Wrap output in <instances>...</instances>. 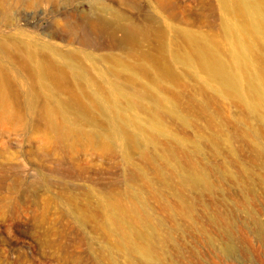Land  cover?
I'll list each match as a JSON object with an SVG mask.
<instances>
[{
  "label": "rangeland",
  "instance_id": "374dc122",
  "mask_svg": "<svg viewBox=\"0 0 264 264\" xmlns=\"http://www.w3.org/2000/svg\"><path fill=\"white\" fill-rule=\"evenodd\" d=\"M166 1L163 8L158 0L123 5L116 0H34L31 5L8 0L9 12L0 5L1 38L11 43L20 36L43 37L64 49L81 44L52 34L55 15L84 20L83 14L95 8H116L127 14L124 23L143 28L134 29L142 51L147 50L142 62L158 66L159 73L156 98L142 87V99L122 97L129 107L123 113L109 101L69 113L76 130H101L113 145L111 153L80 145L67 150L47 145L35 132L34 124L42 119L30 107V83L0 52V65L21 91L7 103L22 121L17 130L0 126V264H264V241L250 228L264 223V118L250 112L235 92L217 90L219 84L207 81L199 66L176 59L197 45L217 43L230 62L233 38L245 37V52L264 69V29L253 33L258 16L245 4H235L236 16L230 17L227 0ZM99 40L101 46L87 48L96 55L125 50V42L109 48L107 34ZM149 67L141 74L147 86L155 78ZM95 76H100L97 71ZM137 88L128 89L131 96ZM142 104L153 108L147 111ZM137 118L148 124L154 119L159 128L145 136ZM113 120L134 135V143L113 129ZM187 173L199 175L200 182L185 180ZM137 197L141 205L129 209ZM112 202L120 205L114 208ZM118 215L126 226H132L131 216L143 217L142 229L153 240L142 245L155 251L153 257L124 243Z\"/></svg>",
  "mask_w": 264,
  "mask_h": 264
},
{
  "label": "bare ground",
  "instance_id": "6f19581e",
  "mask_svg": "<svg viewBox=\"0 0 264 264\" xmlns=\"http://www.w3.org/2000/svg\"><path fill=\"white\" fill-rule=\"evenodd\" d=\"M17 1L28 2L30 5L34 3V0ZM116 1L123 5L127 0ZM158 3L163 8L168 6L166 0H158ZM239 3L245 4L250 12L258 16L256 24H252L253 33H256L257 28L263 30L264 6L260 0H227L225 8L230 13V17L236 16L235 4ZM0 5L7 12L12 7L8 0H0ZM114 9L109 7L95 8L93 14H83L84 20H77L75 16L65 15L61 17L55 15L52 34L63 37L70 42H79L81 46L75 48L64 49L57 43L45 40L43 37H37L35 41H31L20 36L15 37L11 43L0 37V52L4 54L7 61L19 67L20 74L30 83L27 89L32 97L30 107L37 110L42 119L41 124H34V130L47 145L66 147L67 150L75 149L80 145L83 148L111 153L113 145L101 130L92 133L83 131L82 128L76 130L69 113L96 108L101 105L102 101H109L111 103L109 106L111 105L114 111L118 114L123 113L129 107L120 102L122 97L131 99L133 96H138L142 99L141 95L144 93L142 87L148 88L151 99L156 98L154 91L157 85L154 80L159 76L158 66L154 64V66H150L151 71L155 73H152L155 78L152 80L151 86L144 85L141 81L142 72L149 66L146 65L145 67V62H142L143 54L147 50L142 51V43L135 37V30L138 31L143 28L139 29L140 26L135 22L129 25L124 23L123 20L128 18L127 14ZM110 13L113 15L109 16ZM227 26L230 28L229 24ZM118 32H122V37L119 39L117 37ZM22 33H24L23 30ZM102 34L111 37L107 44L109 48H120L125 42V50L115 52L114 49V51L100 56L88 50L89 47L101 46L99 37ZM246 47L245 37H234L233 58L230 62L228 58L222 55L217 43L197 45V47L189 49L184 55L177 56L176 59L188 66L193 64L199 66L201 71L206 72L207 81L219 84L220 88H216L217 90H222L225 93L235 92L246 101L250 112L255 111L261 118H264V82L262 80L264 69L245 52ZM134 48L140 52L134 54ZM154 56L157 57V54ZM97 62H105L106 64L101 66ZM96 71L100 75L98 78L95 76ZM70 81H72L73 86L67 84ZM95 82L99 86L93 90L89 85ZM130 87H138L132 96L128 90ZM201 90L205 94L206 89L202 87ZM20 94L21 91L13 87L11 83L8 68L3 64L0 65V121L4 117L0 126L6 127L9 124L7 129L17 130L19 125H22L19 118L20 114L11 111L7 103V99L17 98ZM64 94H67L69 100L74 101L73 105L67 101L68 99L62 98ZM41 99L44 101L39 103L38 101ZM87 100H90V103H87ZM141 107L147 111L153 108L143 104ZM141 121L140 118L135 119L139 125ZM150 121L151 124L141 122V132L145 136L148 131L152 132L159 128L154 119ZM113 122V129L116 132H123L127 136V142H135L134 135L128 129L117 123V120H113ZM179 144L181 143L179 142ZM58 151L60 150L58 149ZM191 163L193 164V162ZM189 165L190 170H196V166ZM200 178L195 173H187L185 176V180L192 181L194 185L200 182ZM135 203L137 204L129 205L128 208L137 209V205H141V200L137 197ZM118 205L120 203L112 202L110 204L114 208ZM131 218L132 226H126L123 222V215L115 216V222L119 223V228L123 229L124 232L122 240L132 250L153 257L155 251L150 246L144 247L142 245V243L149 244L153 240V236L142 229L143 217L136 215L131 216ZM223 227L226 230L229 229L225 224ZM250 228H254L257 236L264 241V223H254ZM227 248L234 249L231 245Z\"/></svg>",
  "mask_w": 264,
  "mask_h": 264
}]
</instances>
